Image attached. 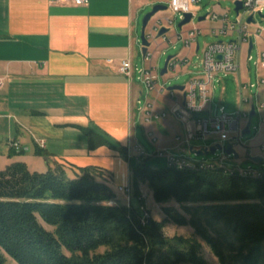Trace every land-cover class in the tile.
<instances>
[{"label":"crops","instance_id":"obj_1","mask_svg":"<svg viewBox=\"0 0 264 264\" xmlns=\"http://www.w3.org/2000/svg\"><path fill=\"white\" fill-rule=\"evenodd\" d=\"M165 1L168 2L89 0L84 6H72L53 0H0V170L14 162H23L30 171L37 172L59 165L73 177L79 173L78 168L94 166L110 177L108 184L118 203L126 204L125 194L118 188L130 187L131 170L138 163L135 156L150 159L147 164L152 167L167 164V158H163L166 156H159V151L190 162L216 158L217 155L196 158L191 150L222 144L218 136L187 139L188 126L172 116L147 123L137 101H150L158 112L183 106L184 91L173 90L171 95L158 87L173 86L168 85L167 79L180 76L187 79L177 85L185 86L197 74L196 58L207 43L236 39L235 35H212L210 31L219 27V21L207 14H226L230 21L241 22H246V17L238 14L231 19V9L223 7L222 0H207L205 19L196 23L192 20L181 28H177L178 16L168 9L156 13L148 22L145 34L159 18L169 16L172 24L166 27L168 31L164 35L147 39V52L152 57L143 60L142 68L152 66L159 75L157 88L147 92L138 80L141 68L136 67L141 51V17L153 5ZM195 16L194 19L199 17L196 12ZM258 24L261 31L258 36H252L250 53L247 42L235 56L237 72L212 82L206 105L193 114L189 126L194 131L196 117L215 116L220 108L232 114L249 113L254 106L257 118L254 121L252 118L249 136L245 140L241 136V145L234 147L237 157L227 163L255 170L264 168V108H259L264 102V86L257 85L259 78L264 77V66L259 63V53L264 49V28ZM193 27L201 28L203 33L197 44L186 48L176 37ZM255 28L249 27L252 32ZM208 36L213 40L208 41ZM170 47L178 50L169 55L170 60L187 58L188 63L172 71L169 60L167 72L161 76L156 59ZM123 60L131 63V77L119 71ZM243 85L247 88L241 90ZM246 123L247 118L241 122L242 130ZM79 127L125 147L128 156L107 145L89 147L88 138ZM149 129L156 133L157 142L148 140ZM38 139L44 140V148H38ZM11 142L19 144V151L10 148ZM39 150L41 155L37 154ZM249 161L261 162V166L243 167ZM142 187L147 188L140 186V192ZM130 200L133 207L132 202L137 199L131 194Z\"/></svg>","mask_w":264,"mask_h":264},{"label":"trees","instance_id":"obj_2","mask_svg":"<svg viewBox=\"0 0 264 264\" xmlns=\"http://www.w3.org/2000/svg\"><path fill=\"white\" fill-rule=\"evenodd\" d=\"M89 147L127 149L85 127ZM37 154H42L37 151ZM67 175L59 165L30 171L14 162L0 170V264H264V176L221 168L170 166L131 170L130 193L140 186L164 218H143L118 203L104 170L87 166ZM173 202L178 206H163ZM189 226V236L164 234L166 223Z\"/></svg>","mask_w":264,"mask_h":264},{"label":"built area","instance_id":"obj_3","mask_svg":"<svg viewBox=\"0 0 264 264\" xmlns=\"http://www.w3.org/2000/svg\"><path fill=\"white\" fill-rule=\"evenodd\" d=\"M89 0H53L55 3L68 4L72 6H84ZM203 0H168V10L174 15L178 16L180 20L183 18L184 13H192L193 19L195 11L193 8L201 4ZM237 1V0H230ZM242 4V10L244 16L247 18L252 15L253 19L257 13H264V0H239ZM212 20L219 21V27L212 29L210 33L213 35H235V40H224V41H212L207 43L201 51V54L197 56V68L198 72L192 76L184 86V97L185 101L183 106L173 108L172 110L165 112H158L155 110L153 104L150 101L145 100L144 102L137 101L140 105L139 111L143 115L144 121L147 123L153 120L165 119L169 116L174 117L178 121L185 123L188 126L187 139L196 137L205 139L210 135H216L222 142H228L234 148L236 145H241V122L243 119L248 117L247 112H235L227 114L223 111V108L219 109V113L215 116L208 117H196L195 118V130L189 128L191 121H193V114L198 110H201L207 103L212 82L230 74H234L238 70V63L236 61V54L240 50L241 46L248 42V39L252 36H258L261 31L259 24L255 21L254 23H246L241 21H230L226 14L217 15L215 13H208ZM172 24V19L169 16L159 18L154 23L150 30L145 34L146 39L153 38L161 27H169ZM255 26V30L252 32L249 27ZM203 30L201 28L193 27L184 32L177 34L176 39L186 47H192L198 43V38L202 35ZM220 56V59L217 56ZM152 57L150 52H146L144 60L149 61ZM188 63L187 58L174 57L170 60V69L176 70L177 67ZM259 63L264 66V49L259 53ZM119 71L127 77L132 76L131 63L127 60H123L119 66ZM138 80L145 87L147 92L153 91L158 86L159 75L152 66L144 67L138 70ZM2 81L0 79V86ZM256 85V84H255ZM257 85L264 86V77L259 78ZM250 87L254 85L250 84ZM247 86L243 85L240 89L244 90ZM158 89L162 92L173 94V91L167 90L164 84H161ZM246 101V99H245ZM259 108H264V102L259 104ZM264 121V119H263ZM146 136L151 143L158 141L156 133L149 129L146 132ZM179 137L175 140L179 141ZM38 148H44L45 142L43 139L36 140ZM10 148L15 151H19V144L17 142H11ZM159 156L165 155L167 158V165L170 166H195L198 165L200 168H221L225 172H237L239 175L247 176L251 178H260L264 176V169L255 170L250 167L241 168L231 166L227 163L226 155L222 151L213 160H205L200 162H190L183 157L176 156L170 153L159 151ZM118 190L125 194L127 199V205L130 204L131 189L129 186L119 187ZM141 199V198H139ZM140 208H143L141 205Z\"/></svg>","mask_w":264,"mask_h":264},{"label":"rangeland","instance_id":"obj_4","mask_svg":"<svg viewBox=\"0 0 264 264\" xmlns=\"http://www.w3.org/2000/svg\"><path fill=\"white\" fill-rule=\"evenodd\" d=\"M164 3L167 4L168 2L165 1ZM208 4H209V2L207 0H204V2H202L201 4H199V5L195 6V8H193V11H195L198 16H201V15L206 13L205 8H206V6H208ZM221 5L223 7L230 8L231 9V12H230L231 19H235L236 14L233 11V8H234L233 1L222 0ZM151 8L142 15L141 23H142L143 17L145 16L146 13H148L151 10ZM239 16L241 18H243V16H244L243 10H241L239 12ZM259 20H260L259 17L256 15L255 21L259 23ZM179 21H180V18L178 19V17H176V23H178ZM196 22H197V19H194L192 21V23H196ZM260 26L264 28V22L260 23ZM203 40H204V37H201L200 41L203 42ZM207 40L208 41H212L213 38L208 36ZM139 45H141V44H139ZM177 48H180L179 44L177 45ZM177 51H178L177 49H173L172 47L165 49L164 54H161L156 59V63H157V66L159 68V71L162 69L166 58L169 55L176 54ZM138 54L139 55H138V58L136 60L137 61V63H136L137 69L142 68L143 65H144V63H143L144 58L142 56V51H139ZM186 79H187L186 77L180 76L177 79L176 78H172L170 80L167 79V83H168V85L184 84L186 82ZM256 118H257V116H254L253 117V121L256 120ZM248 136H249V134L245 135V136H242V139L245 140L246 138H248ZM219 153H220V150H217L214 154L194 155V156L196 158L210 157V156L218 155ZM135 158H138V163L136 164L135 167L139 166L142 162H145L146 165H148L147 162H149V160H150V159H146V158H142V157H138V156H135ZM163 158L165 159L166 157H163ZM233 158H234V156H231L230 158L228 157L226 161L233 160ZM247 164H250V165H252L254 167H260L261 166V162L249 161V162L244 163L243 167H245ZM162 166H164V163L162 165H160V166H157V167L156 166L155 167L149 166V167L150 168H159V167H162ZM262 169H264V168H262ZM142 189H143V191L140 192V198L141 199L140 200H134L132 202L133 208L143 218H145L147 216H150V217H152L155 220H162L164 218V215H163V212L161 210V205H158V204H156L153 201L152 196L149 195V190L147 188L142 187ZM120 193L123 194V192H120ZM124 197H125V195H124ZM125 202L127 203L126 197H125ZM130 204H131V200H130ZM141 205L143 206V208H140ZM163 206H173L175 208H178V206L176 204H174L173 202L168 203V204H163ZM192 232H193V230L189 226H177V225H174L173 223H169V222L166 223L165 227H164V234L167 235V236H172V235H175V234L182 235V236H189V235L192 234ZM202 253H203L204 258L207 260V262L209 264H218L217 259L209 252L208 248L205 245L203 246ZM6 264H16V263L14 261H12L11 259H7Z\"/></svg>","mask_w":264,"mask_h":264},{"label":"water","instance_id":"obj_5","mask_svg":"<svg viewBox=\"0 0 264 264\" xmlns=\"http://www.w3.org/2000/svg\"><path fill=\"white\" fill-rule=\"evenodd\" d=\"M234 8L233 11L235 12L236 15L239 14V12L242 10V4L239 0L233 2ZM168 9V6L166 4H155L152 6L151 10L145 14V16L142 19V23H141V34H140V40H141V51L143 56L146 54L147 52V48L149 46V42L147 41L146 37H145V29L146 26L148 24V22L150 21V19L158 12L160 11H165ZM206 15L203 16H199L197 17L198 21H202L205 19ZM257 16L259 17V23H263L264 22V13H257ZM193 19V15L192 13H184L183 14V18L177 23V28H181L182 26L190 23ZM255 20L253 19V16L250 15L246 18V23H254ZM168 31V28L166 27H161L159 29V31L157 32L156 36L160 37L162 35H164L166 32ZM248 45H249V49H248V53H250L252 46H253V41H252V37H250L248 39ZM171 56H168L165 60V63L162 67V69L160 70V75H164L167 72V65L168 62L170 60ZM218 59H220V56H217ZM169 91H173V90H179V91H184V86L183 85H173V86H169L167 88ZM256 115L254 106L251 107L250 112L248 113V117H247V123L244 127V129L241 131V136H245L248 135L250 133V125H251V121L252 118ZM217 150L222 151L223 153H225L226 155L229 156H234L235 158L237 157V153L236 150L231 146V144H226V145H222V144H216L214 146H211L209 148H202L199 150H191L192 154L195 155H209V154H214Z\"/></svg>","mask_w":264,"mask_h":264}]
</instances>
